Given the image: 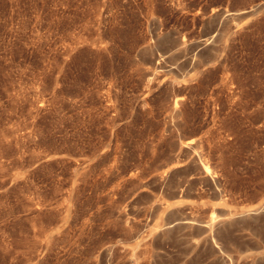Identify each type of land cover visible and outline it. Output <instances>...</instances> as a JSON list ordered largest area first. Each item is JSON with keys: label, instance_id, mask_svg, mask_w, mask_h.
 I'll return each mask as SVG.
<instances>
[{"label": "rangeland", "instance_id": "1", "mask_svg": "<svg viewBox=\"0 0 264 264\" xmlns=\"http://www.w3.org/2000/svg\"><path fill=\"white\" fill-rule=\"evenodd\" d=\"M0 264H264V0H0Z\"/></svg>", "mask_w": 264, "mask_h": 264}, {"label": "bare ground", "instance_id": "2", "mask_svg": "<svg viewBox=\"0 0 264 264\" xmlns=\"http://www.w3.org/2000/svg\"><path fill=\"white\" fill-rule=\"evenodd\" d=\"M230 13V12H229ZM207 40V39H206ZM195 141V140H194ZM189 145L193 143L192 140H190L189 142H187ZM196 143V142H195ZM206 174L208 175V170L206 171Z\"/></svg>", "mask_w": 264, "mask_h": 264}]
</instances>
